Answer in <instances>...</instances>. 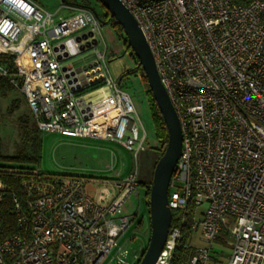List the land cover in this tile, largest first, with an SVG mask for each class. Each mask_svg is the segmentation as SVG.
<instances>
[{
  "label": "built area",
  "instance_id": "obj_1",
  "mask_svg": "<svg viewBox=\"0 0 264 264\" xmlns=\"http://www.w3.org/2000/svg\"><path fill=\"white\" fill-rule=\"evenodd\" d=\"M120 1L180 122L168 205L193 204L188 264H264V0ZM56 15L34 0H0V78L23 96L37 131L115 142L133 166L97 177L0 165V264H132L139 252L131 261L110 254L136 218L126 204L138 194L147 133L107 69L99 18L84 7ZM86 51L93 67L66 63ZM6 198L14 228L3 234ZM228 236L227 257H214V242ZM180 239V227L170 228L158 260L170 264Z\"/></svg>",
  "mask_w": 264,
  "mask_h": 264
},
{
  "label": "rangeland",
  "instance_id": "obj_2",
  "mask_svg": "<svg viewBox=\"0 0 264 264\" xmlns=\"http://www.w3.org/2000/svg\"><path fill=\"white\" fill-rule=\"evenodd\" d=\"M34 1L50 12L56 11V16H66L76 12L79 8H83L78 4L67 1L61 2V0ZM89 1V4L95 7L96 12L103 16L102 8L99 7L97 1ZM100 34L106 44V55L110 49L119 54L122 50V42L117 38L116 27L111 26L110 23H101ZM91 59V52L86 51L71 57L66 63H72L78 67L89 63ZM119 64L123 66L126 64L128 68L125 70L132 68L131 62L125 56H121L120 59L111 61L107 65L108 71L115 75L114 67ZM120 74L115 76H120ZM120 86L131 96L147 133V142L151 143L153 141V127L145 91L142 89L138 75L130 73L125 76L121 80ZM33 124L25 99L18 91L13 89L5 91L4 94L0 93V139L3 144L2 152L5 156L15 155L20 149L29 153L30 144L26 138L24 139V135L33 137L35 133H38L40 140L39 160L31 165L36 166L44 173L105 177L114 175V172L120 168L124 169L126 173L133 166L131 152L120 144L102 139L68 137L57 132H39L35 130ZM145 146L146 150L141 152L138 157L140 179L144 174L150 172L153 165V153L148 149L147 143ZM101 149H106L111 153V168H97L99 167L97 157L101 153ZM137 191L139 194L129 198L126 208L130 211L136 208L142 216L139 214L132 220L126 230L117 238L110 258L112 256L115 258L118 254L124 260L131 261L134 253H140L147 246L150 233L148 230L149 215L144 203V189L141 185H138ZM114 262L115 259H113Z\"/></svg>",
  "mask_w": 264,
  "mask_h": 264
},
{
  "label": "water",
  "instance_id": "obj_3",
  "mask_svg": "<svg viewBox=\"0 0 264 264\" xmlns=\"http://www.w3.org/2000/svg\"><path fill=\"white\" fill-rule=\"evenodd\" d=\"M65 1L67 0H61V2ZM101 1L110 16L122 28L127 46L132 49L138 59L168 133L167 143L153 168L148 195L150 233L147 246L138 262V264H156L160 253L164 249L171 226L172 210L168 205V188L182 148L180 122L168 93L161 82L153 55L136 19L120 0ZM91 10L97 16L96 12L93 9ZM84 37L86 36L84 35ZM94 65H96V62H90L82 65V68L87 70V68H91ZM70 66L71 64H69ZM99 71L100 68L98 66L93 70V73L98 72L95 79L102 77V73Z\"/></svg>",
  "mask_w": 264,
  "mask_h": 264
},
{
  "label": "trees",
  "instance_id": "obj_4",
  "mask_svg": "<svg viewBox=\"0 0 264 264\" xmlns=\"http://www.w3.org/2000/svg\"><path fill=\"white\" fill-rule=\"evenodd\" d=\"M96 1L99 7L102 8L103 16H101L100 14H98V12H96L95 7L89 4L90 2L89 0H80L79 2L77 0H67L68 3L78 4L79 6H82L84 8L93 9L96 12L97 17L99 18L102 24L110 23L111 26L116 27V35L117 38L122 42V50L120 51L119 54H117L114 52L113 49L112 50L110 49L107 54V60L108 62H111L120 58L121 56H125L131 62L132 68L125 70L120 74L119 83L125 76L129 75L130 73H135L136 75H138L142 85V89L145 91L146 101L150 114V120L153 127V141L151 143H148L146 139V143L148 145V149L153 153V165L149 173L144 174V176L141 177V179L139 177L138 182L139 185H141L142 188L144 189V197L146 199L145 205L148 211L147 199L149 195V188L151 186V181H152L153 168L167 143L168 133L162 115L149 89L144 72L138 63V59L134 55L132 49L127 46L126 37L123 33L122 28L110 16L109 12L107 11L102 1L101 0H96ZM231 1L239 4H247L250 0H231ZM13 89L14 88L6 80L0 78V93L4 94L5 91H11ZM33 125L35 127V124ZM35 130L37 131L36 127ZM38 137H39L38 133H35L33 137H30L29 135L25 134L24 139L26 138L27 142L29 141L30 152L26 153L25 150L20 149L15 155L12 156H5L3 154L2 152L3 144L0 139V165L21 167V166H32L31 164H35L36 162H38L39 153H40V140ZM28 138H30V140H28ZM15 178L16 177L6 176L4 179L7 183L13 185L15 189L18 191L19 188ZM171 210H172V220H171L170 228L179 226L181 229V239L178 241L177 246L173 251V255H172L173 257L172 260L170 261V264H188L190 257L194 253V248L189 245L193 204L192 202H189L185 209H171ZM2 211H3V227H4L3 234H5L11 232L14 228V220L11 211V206L7 198L4 200L2 204ZM182 217L185 218L186 220L184 225L180 224V220ZM145 248L146 247L143 248V250L140 252L139 257L132 264H138Z\"/></svg>",
  "mask_w": 264,
  "mask_h": 264
},
{
  "label": "crops",
  "instance_id": "obj_5",
  "mask_svg": "<svg viewBox=\"0 0 264 264\" xmlns=\"http://www.w3.org/2000/svg\"><path fill=\"white\" fill-rule=\"evenodd\" d=\"M126 68H128V66H126V64H124V66L119 64V65H117V66L114 67V70L113 71H114L115 75H118L122 71H125ZM111 158H112L111 153L108 150L101 149V153L97 157L98 165H99V167H97V168L98 169H108V168H111L112 167ZM129 170L125 173L124 172V169L120 168V169H117L114 172V174L118 172V173H120L121 176H125L129 172ZM138 194H139V192H138ZM144 203H146L145 197H144ZM127 211H130V210L127 209ZM132 212L135 213L136 217H138L139 214H140V216H142L141 212H139L138 210H136V208ZM229 238L230 237L228 236V238H226V239H217L214 242V244H213L214 257L215 256H223V257L225 256V257H227V255H228V253L230 251V248H231V244H230Z\"/></svg>",
  "mask_w": 264,
  "mask_h": 264
},
{
  "label": "bare ground",
  "instance_id": "obj_6",
  "mask_svg": "<svg viewBox=\"0 0 264 264\" xmlns=\"http://www.w3.org/2000/svg\"><path fill=\"white\" fill-rule=\"evenodd\" d=\"M156 264H166V262L162 259H159Z\"/></svg>",
  "mask_w": 264,
  "mask_h": 264
}]
</instances>
